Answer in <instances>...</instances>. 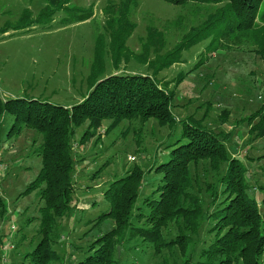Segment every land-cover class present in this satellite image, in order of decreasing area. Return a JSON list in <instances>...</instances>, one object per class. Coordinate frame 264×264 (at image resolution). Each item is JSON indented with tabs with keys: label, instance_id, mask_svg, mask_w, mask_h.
Listing matches in <instances>:
<instances>
[{
	"label": "rangeland",
	"instance_id": "374dc122",
	"mask_svg": "<svg viewBox=\"0 0 264 264\" xmlns=\"http://www.w3.org/2000/svg\"><path fill=\"white\" fill-rule=\"evenodd\" d=\"M62 1L67 2L64 7L48 0H0L2 100L20 98L26 107L38 102L70 107L87 94L91 76L103 78L115 71L151 74L143 60L163 57L191 27L200 26L217 8L200 3L176 6L163 0H127L129 11L122 23L127 22L132 29L121 46L110 40L104 9L124 0ZM49 10L53 12L51 18L47 17ZM43 12L45 16L36 21ZM149 30L159 32L162 38L147 41ZM223 40L226 51L219 48L220 39L213 37L187 48L181 53V61L159 71L156 80L158 86L175 94L171 113L176 119H203V125L212 131L229 134L228 152L244 160L252 186L264 187V137L253 139L249 126L241 121L264 104V57L252 52L250 45H232ZM199 61L202 64L197 65ZM20 124L14 113L0 116V195L7 208L0 218V234L6 235L0 264H26L24 256L40 240L38 208L43 202L37 191L23 193L41 166V136ZM108 124L103 122L82 144L79 139L86 124L74 130V194L68 216L58 222L50 243L51 250L60 256L59 264L85 261L89 245L111 230L109 219L96 222L109 209L105 191L112 181L136 165L144 172L136 204L152 194L160 178L155 174L156 162L166 159L171 150L166 146L176 138H168V129L152 119L123 122L106 135ZM135 140L140 141L137 155ZM197 174L203 189L216 180L214 173L201 167ZM251 194L264 197V189ZM164 234L175 235V227L170 225ZM127 236L119 247L120 264H162L163 258L169 264H182L177 253L164 251L159 257L153 256L150 247L139 248L138 240ZM133 246L138 249L131 250Z\"/></svg>",
	"mask_w": 264,
	"mask_h": 264
},
{
	"label": "trees",
	"instance_id": "16d2710c",
	"mask_svg": "<svg viewBox=\"0 0 264 264\" xmlns=\"http://www.w3.org/2000/svg\"><path fill=\"white\" fill-rule=\"evenodd\" d=\"M163 1L176 6L200 3L217 8L200 26L191 27L163 57L157 55L152 61L143 60L151 74H118L115 71L103 78L91 76L87 94L70 107L33 101L29 102L34 105L26 107L21 103L25 100L4 101L0 96V116L14 113L22 128L29 127L41 136L38 154L41 166L23 193L37 191L43 202L38 208L40 240L24 256L26 264L60 262V256L51 250L50 243L58 222L68 216L74 194L72 176L76 164L71 147L74 130L86 124L79 139L82 144L103 122H109L107 135L119 124L134 119L143 123L152 119L159 127L168 129V138L176 136L173 143L166 146L171 147L166 159L156 162L159 185L137 205L143 169L135 165L123 177L112 181L105 191L109 209L96 222L109 219L112 228L89 245L88 257L79 264H120L118 248L126 234L129 240H138L139 248L150 247L153 256L159 257L164 251L177 253L182 264H264V197L251 194L264 187L252 186L244 160L228 152L229 134L212 131L203 125V119L192 116L176 119L171 113L175 94L158 86L156 80L159 71L181 61L184 50L209 37L220 39L219 48L225 51L223 39L232 45H250L252 52L264 57V11L260 12L264 0ZM48 2L62 7L67 4L62 0ZM104 11L110 40L123 46L132 29L127 22L122 23L128 15V1L108 4ZM45 12L36 21L45 16ZM52 15L51 10L47 11V17ZM149 34L147 41L153 42L157 36L162 38L155 30H149ZM241 121L249 126L248 132L254 134L253 139L264 137V104ZM136 142L135 155L140 150V141ZM199 167L216 176L215 182L206 184L204 189L197 174ZM6 210L0 195V218L6 215ZM170 225L175 227L176 234L166 237L164 231ZM5 236L0 234V253ZM162 264H169V261L163 258Z\"/></svg>",
	"mask_w": 264,
	"mask_h": 264
},
{
	"label": "built area",
	"instance_id": "2783aa9c",
	"mask_svg": "<svg viewBox=\"0 0 264 264\" xmlns=\"http://www.w3.org/2000/svg\"><path fill=\"white\" fill-rule=\"evenodd\" d=\"M129 159H130L131 161H134V157H129ZM12 228H13V230H14V226H12Z\"/></svg>",
	"mask_w": 264,
	"mask_h": 264
},
{
	"label": "water",
	"instance_id": "95a60500",
	"mask_svg": "<svg viewBox=\"0 0 264 264\" xmlns=\"http://www.w3.org/2000/svg\"><path fill=\"white\" fill-rule=\"evenodd\" d=\"M118 251H119V248H118Z\"/></svg>",
	"mask_w": 264,
	"mask_h": 264
}]
</instances>
